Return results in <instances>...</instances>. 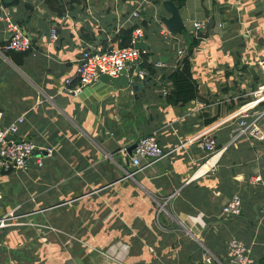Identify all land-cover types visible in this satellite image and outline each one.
<instances>
[{
    "label": "crops",
    "instance_id": "crops-1",
    "mask_svg": "<svg viewBox=\"0 0 264 264\" xmlns=\"http://www.w3.org/2000/svg\"><path fill=\"white\" fill-rule=\"evenodd\" d=\"M13 1L8 10L35 48L6 49L11 31L0 20V109L5 123L26 115L18 135L42 155L26 173L15 172L26 177L19 190L2 189L1 211L24 204L22 219L34 227L3 230L0 262L17 264L13 254H29L24 264H102L106 250L112 256L102 254L103 264H209L205 249L226 260L230 240L238 238L253 246L250 264H264V139L233 141L238 119L229 120L261 81L255 65L264 54V0H186L177 33L162 22L171 16L165 0ZM140 5L141 16H132ZM206 12L220 30L193 48L199 96L182 105L161 94L162 78L179 66V51L187 54L194 22L207 20ZM137 26L146 29L157 71L141 89L133 90L138 80L130 76V87L107 95L67 92L84 50L128 46ZM52 28L59 33L54 41ZM262 110L264 101L253 111ZM214 125L220 153L213 169L202 170L208 153L200 140L181 142ZM260 126L264 131V115ZM151 133L169 154L142 169L128 165V147ZM118 144L121 151L108 150ZM9 175L1 176L2 185ZM235 194L242 213L226 217L223 206Z\"/></svg>",
    "mask_w": 264,
    "mask_h": 264
},
{
    "label": "built area",
    "instance_id": "built-area-1",
    "mask_svg": "<svg viewBox=\"0 0 264 264\" xmlns=\"http://www.w3.org/2000/svg\"><path fill=\"white\" fill-rule=\"evenodd\" d=\"M143 9L141 5L137 7L133 12L132 16L140 17ZM0 20L3 21L9 31H11V36L5 45L6 49L17 50V51H31L35 48L33 38L19 27V25L14 22L12 12L8 10L5 0H0ZM207 20H198L194 22V32L197 34L200 30H204L206 27ZM222 27V24L220 23ZM145 27L137 26L133 30L132 44L123 47H113L109 49L102 48H89L83 51L81 57L77 60V81L72 85L74 78H69L67 80V92L70 94H80L82 90L90 85L95 84L102 74H108L111 76H119L124 70H128L135 65V74L133 69V75L137 76L135 80L139 83H143L149 77V72L144 69L140 64H142V55L147 52L146 48H137L135 43L140 39L145 40ZM164 33V32H163ZM51 40H57L59 38V33L56 28L51 29ZM186 56L185 51H179V63L182 62L183 58ZM140 61V62H138ZM161 66V62L157 63ZM180 65V64H179ZM256 68L260 74L261 81L257 84L250 94L254 97L249 101L243 103L239 108L231 114L230 119L237 118V134L234 136L233 141L244 136L252 135L260 140L264 139V131L260 126V120L262 115H264V110L262 112H254L253 110L258 107L262 101H264V54L259 55L256 60ZM161 94L167 96L171 91V82L162 83ZM5 111L0 109V172L3 169L13 168L14 171L26 170L29 166L30 160H32L37 155L36 151L39 149L38 145L29 139L20 137L19 131L20 126L26 121V115L21 114L9 123L4 122ZM217 125L211 126L202 130L199 134L194 136L190 140H185L181 142L184 146L187 143L197 139L200 140L201 147L207 151L208 159L202 165H206L216 157L220 151L217 150V139L213 135L214 129ZM52 149H47V155H51ZM169 152H166L163 146L160 144L158 137L155 133L143 135L139 137L136 141V146L131 156V162L137 168H144L152 165L156 161L161 160L167 156ZM39 165H42L43 161L41 158L37 160ZM145 162V163H144ZM215 164H211L210 168H214ZM134 173H129V176H133ZM1 175V174H0ZM261 176H256L254 181H261ZM2 180L0 177V228L8 225L7 220L15 219L13 213L17 208L6 212H2L4 194L2 191ZM170 198V196H169ZM167 199L160 206L165 205ZM223 215L226 217L237 216L242 213V198L235 194L222 209ZM20 216V215H19ZM21 217V216H20ZM2 231H0L1 234ZM2 242L0 241V245ZM253 246L247 242L232 238L227 246V259L214 255L209 249H205L204 256L208 260L209 264H250L252 259ZM119 257H116L118 259ZM122 264H124L121 261Z\"/></svg>",
    "mask_w": 264,
    "mask_h": 264
},
{
    "label": "water",
    "instance_id": "water-1",
    "mask_svg": "<svg viewBox=\"0 0 264 264\" xmlns=\"http://www.w3.org/2000/svg\"><path fill=\"white\" fill-rule=\"evenodd\" d=\"M6 3H11L12 0H5ZM163 6L164 8L171 13V16L167 17V16H162V22L163 24L172 32L177 33L180 30L183 29L184 27V19L182 17V12H183V8H179L173 1L171 0H165L163 2ZM206 18H207V22H206V27L204 30H200L196 36L198 38H202V39H206L210 37L211 32L214 30L216 22L214 17L209 13L206 12ZM135 46L139 49L141 48H146L147 50H149V44L142 38L139 41H137L135 43ZM137 78V76L133 75V68L132 69H128V70H124L122 74H120L119 76H111L108 74H102L100 76V79L93 85L87 86L85 87L82 92H81V96H85V95H91V94H95L97 93L99 96H103V95H107V93L111 92V91H116V86H123V87H130L131 86V82L130 79L131 77ZM134 80V79H133ZM146 81H149L148 79ZM111 82L113 83L112 86H110ZM145 83H137L135 85H133V90H139L143 87ZM111 142L113 143H117L115 141H117V139L115 140V137H111L110 138ZM136 144H132L128 147L127 150V156H126V162L128 165H130V157L132 156V152L133 149L135 148ZM122 146L120 144H118V146H116L115 148L108 147V150L111 153H117L119 151H121ZM13 172V168H8V169H3L0 172V177L1 176H5V175H9Z\"/></svg>",
    "mask_w": 264,
    "mask_h": 264
},
{
    "label": "trees",
    "instance_id": "trees-1",
    "mask_svg": "<svg viewBox=\"0 0 264 264\" xmlns=\"http://www.w3.org/2000/svg\"><path fill=\"white\" fill-rule=\"evenodd\" d=\"M173 1L179 8H182L186 2V0H171ZM49 2H54V0H49ZM19 0H14L11 5L18 4ZM129 33V32H128ZM132 34H129L127 39L131 38ZM189 48L186 56L183 58L180 65L172 69L169 73H164L166 77L162 78L163 82L170 81L172 84L171 91L167 95L168 98H175L176 101L182 105L187 104L193 99H196L199 96V84L193 76L192 71V63L191 56L193 55V48L196 47L202 38H198L197 36H192L189 38ZM129 44L130 41H127ZM127 44H123L122 46H126ZM30 52V51H29ZM25 53V52H24ZM28 53V51H26ZM143 63L142 67L146 69L151 75L156 73V69L153 66V63L150 61L149 51L145 52L143 55ZM73 85V84H72ZM248 100H245V103ZM242 103V104H243ZM217 117H214L212 121H214ZM24 254H13L14 261L17 264H24V262L31 261L33 259L32 255H27L23 257Z\"/></svg>",
    "mask_w": 264,
    "mask_h": 264
},
{
    "label": "rangeland",
    "instance_id": "rangeland-1",
    "mask_svg": "<svg viewBox=\"0 0 264 264\" xmlns=\"http://www.w3.org/2000/svg\"><path fill=\"white\" fill-rule=\"evenodd\" d=\"M158 1H160V0H158ZM219 27L218 26H215V28H214V32H219V30L220 29H218ZM135 144H136V141H135ZM49 149V148H48ZM133 151H134V149H133ZM132 155H133V152H132ZM130 160H131V157H130ZM43 161V160H42ZM33 164H35L34 163V160H30V162H29V165H30V167L28 166L27 167V169L26 170H29V168H33L34 167V165ZM39 163L37 162V165H38ZM43 164V163H42ZM38 166H43V165H38ZM26 170H23V171H14V172H12L9 176H8V178H9V180H7L6 182L4 181V185H5V183H6V185H7V188H5V186L4 185H2V189L3 190H7V192H8V194H10V192H11V188H15V189H17V190H19V186H18V184H19V181H21V182H23V177L26 179V177L25 176H21V175H19V174H17L18 172H23V174L24 173H26L27 171ZM31 170V169H30ZM32 171V170H31ZM15 172H17V173H15ZM32 173H34V172H32ZM128 175V174H127ZM12 197H13V195H12ZM33 197H34V195H33ZM5 202H6V200H5ZM21 202V201H20ZM31 203H34V200H33V202H31ZM9 205H10V203H9ZM24 204H18L17 206H10V210L9 211H11V210H13L14 208H17L15 211H14V215L15 216H17L15 219H9V220H7L6 221V223H8V225H6V226H4V227H2V228H0V231H2L1 233H3V230H12V228H14V229H20L21 227H34V222L33 221H30V222H28L26 219H22V217L23 216H21V215H23L24 213H21V211L22 212H25L28 208H27V206H23ZM20 206V207H19ZM23 206V207H22ZM162 209H164V208H162ZM161 209V210H162ZM4 212H6V211H4ZM21 217H20V216ZM49 227V226H48ZM40 228H41V226H40ZM73 240H75L77 243H79V244H81V240H78V239H72L70 242H71V244H72V241ZM81 241V242H80ZM70 242H68V244L70 243ZM1 246V245H0ZM100 252L102 251V249H100L99 250ZM102 252H104V253H102ZM101 252V255H99V258L98 259H100L99 260V262H102V264L103 263H105L106 261L103 259V257L104 256H106L107 257V255L109 254V253H107L106 252V250L105 251H102ZM106 252V253H105ZM1 253H4V250H1L0 249V254ZM102 254L104 255V256H102ZM109 255H111V254H109ZM112 256V255H111ZM3 257V255H1V257L0 258H2ZM105 258V257H104ZM92 260H94V258H92ZM112 260V259H111ZM5 261V260H4ZM4 261H1L0 262V264H6V262H4ZM113 261V260H112ZM98 262V263H99ZM114 262V261H113Z\"/></svg>",
    "mask_w": 264,
    "mask_h": 264
},
{
    "label": "bare ground",
    "instance_id": "bare-ground-1",
    "mask_svg": "<svg viewBox=\"0 0 264 264\" xmlns=\"http://www.w3.org/2000/svg\"><path fill=\"white\" fill-rule=\"evenodd\" d=\"M263 99H264V98H263ZM216 158H217V157H216ZM214 162H215V159L213 158L212 160H210V162H209L208 164L210 165V164H212V163H214ZM208 164H207V165H208ZM204 169H205V166L202 168V170H204Z\"/></svg>",
    "mask_w": 264,
    "mask_h": 264
}]
</instances>
